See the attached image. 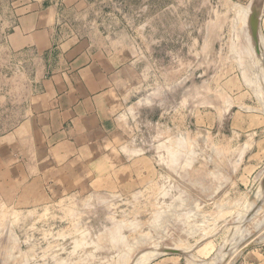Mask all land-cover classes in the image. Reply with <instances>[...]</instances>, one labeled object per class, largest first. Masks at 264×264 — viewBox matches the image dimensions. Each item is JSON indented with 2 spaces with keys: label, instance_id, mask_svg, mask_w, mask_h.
I'll use <instances>...</instances> for the list:
<instances>
[{
  "label": "rangeland",
  "instance_id": "obj_1",
  "mask_svg": "<svg viewBox=\"0 0 264 264\" xmlns=\"http://www.w3.org/2000/svg\"><path fill=\"white\" fill-rule=\"evenodd\" d=\"M60 2L121 103L84 155L23 157L62 62L18 48L0 0V264H236L264 242V0Z\"/></svg>",
  "mask_w": 264,
  "mask_h": 264
},
{
  "label": "crops",
  "instance_id": "obj_2",
  "mask_svg": "<svg viewBox=\"0 0 264 264\" xmlns=\"http://www.w3.org/2000/svg\"><path fill=\"white\" fill-rule=\"evenodd\" d=\"M60 1L15 0L14 4L20 15L10 35L13 43L40 54L60 53L62 62L29 96L23 121L27 133L22 138L28 152L23 157L84 155L93 139L113 125L121 103L116 89L119 67L89 48L87 40L60 37L58 15L65 12ZM236 264H264V242L245 250Z\"/></svg>",
  "mask_w": 264,
  "mask_h": 264
},
{
  "label": "bare ground",
  "instance_id": "obj_3",
  "mask_svg": "<svg viewBox=\"0 0 264 264\" xmlns=\"http://www.w3.org/2000/svg\"><path fill=\"white\" fill-rule=\"evenodd\" d=\"M248 9V8H247ZM247 13V12H246ZM254 17L255 16H253V17H251L252 18V20L254 19ZM248 20V19H247ZM253 28L255 29V23L253 24ZM253 28H252V30H253ZM257 32V31H256ZM252 33H253V31H252ZM260 33V32H259ZM254 36H255V34H254ZM262 36V35H261ZM252 37V36H251ZM258 37H259V35H258ZM251 40H253V38L251 39ZM263 40V39H262ZM256 40H255V38H254V42H255ZM259 41H261V39L259 40ZM258 42V41H257ZM256 43V42H255ZM255 43H253L254 44V46L256 45ZM257 45H258V43H257ZM259 47H260V45H259ZM263 47H264V45H263ZM253 50V49H252ZM255 50V49H254ZM261 50V49H260ZM243 235V234H242ZM245 235V234H244ZM245 237V236H244ZM259 239V238H258ZM262 239V238H261ZM241 240V239H240ZM241 242V241H240ZM253 242H255V240L253 241ZM235 243V242H234ZM251 245H254V244H250L248 247H250ZM248 247L246 248V249H248ZM169 248H167L166 250H168ZM230 249V248H229ZM177 250V249H176ZM229 251V250H228ZM231 251V250H230ZM150 253V252H149ZM152 259V258H151ZM217 259V258H216ZM225 260V259H224Z\"/></svg>",
  "mask_w": 264,
  "mask_h": 264
},
{
  "label": "water",
  "instance_id": "obj_4",
  "mask_svg": "<svg viewBox=\"0 0 264 264\" xmlns=\"http://www.w3.org/2000/svg\"><path fill=\"white\" fill-rule=\"evenodd\" d=\"M251 246H252V245H251ZM251 246H250V247H251ZM250 247H248V248H250ZM168 250H171V251H178V250H176V249H168Z\"/></svg>",
  "mask_w": 264,
  "mask_h": 264
}]
</instances>
